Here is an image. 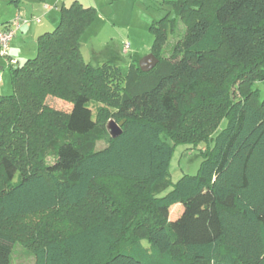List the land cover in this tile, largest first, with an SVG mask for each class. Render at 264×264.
I'll return each mask as SVG.
<instances>
[{"label": "trees", "instance_id": "trees-1", "mask_svg": "<svg viewBox=\"0 0 264 264\" xmlns=\"http://www.w3.org/2000/svg\"><path fill=\"white\" fill-rule=\"evenodd\" d=\"M165 1L174 12L151 26L159 62L149 72L139 62L85 61L80 39L95 8L77 0L38 36L34 57L7 63L0 264H11L20 241L35 264H264V96L256 87L264 80V0ZM179 20L188 28L166 60L160 48ZM228 81L239 82L242 98L231 99ZM49 96L72 108L51 107ZM107 118L123 122L122 134L113 138L107 127L108 141L97 147L94 134ZM200 140L209 145L198 173L161 195L175 145ZM100 182L140 189L118 199ZM177 203L183 211L173 222L167 208ZM54 210L78 228L46 225L21 235L11 228Z\"/></svg>", "mask_w": 264, "mask_h": 264}, {"label": "rangeland", "instance_id": "rangeland-1", "mask_svg": "<svg viewBox=\"0 0 264 264\" xmlns=\"http://www.w3.org/2000/svg\"><path fill=\"white\" fill-rule=\"evenodd\" d=\"M73 1L75 0H47L45 5L51 6V9L49 10L44 9L45 5L43 7L42 4H38V6L40 5V9H38L40 14L33 16L40 17V22L33 20L24 25L35 23L37 26L42 27L43 31H52L58 24L61 7L65 5L69 6ZM77 1L81 2L85 7L95 8L91 21L80 39L83 58L93 66H97L108 60L123 67L129 66L131 63L135 66L141 58L151 53L152 47L154 46L155 34L151 29L152 24L174 12L173 4L166 2L165 0ZM36 2L35 0H28L26 1V6L32 9ZM11 4L14 5L13 2H9L8 4V2L2 3L0 1V25H2L1 19L6 20L11 17V9L13 8ZM41 9H43V11H41ZM33 16L26 17L32 18ZM187 28L188 26L186 22L179 20L175 30L168 34L167 39L160 48L159 54L162 58L166 60L171 58L174 46L182 41ZM124 43L130 44V50L128 52L124 51ZM17 49H20L19 51L22 53L19 61L20 64H23L28 58L36 55L37 43L35 40H30L27 42L26 47L17 46ZM1 59L5 60L4 58ZM211 84L212 81L205 78L203 82L204 90H209L208 88ZM228 85L230 86L229 93L232 100L242 98V91L239 82L228 81ZM256 87L261 90V94L264 96V80L256 82ZM0 93H12L11 76L9 75V71H6L3 83H0ZM47 104L61 111H70L72 108L71 103L52 96L48 97ZM90 105L93 110V116L96 118V111L99 103L92 102ZM191 116L192 115H190L189 118L190 120ZM111 120L117 122L114 118H107L99 123L98 129L94 134L95 146L103 147L106 145L108 141L106 128ZM190 125H193L192 121H190ZM226 125L227 119L223 118L219 127L213 131L212 137L214 138L223 128L226 127ZM209 143L212 144V139ZM209 143L208 141L200 140L198 142H182L175 145L169 166L170 184L163 192H161V195L169 192L172 189L173 184L184 174L195 175L198 173L200 165L204 159V153L208 151L207 146ZM47 159L49 161L52 160V155ZM98 186H100L101 190H105L107 193L116 196L118 199L126 196L128 192L134 193L140 189V186L122 184L120 182H100L98 183ZM167 209L169 220L174 222L182 214L183 205L177 203ZM71 216L72 218L74 217L73 214H71ZM70 220V214H66L64 211L54 210L25 217L20 221L15 222L11 228L17 234L21 235L22 232L25 234L36 228L52 225L59 233H65L78 228V222L76 220L75 222ZM11 264H35L34 255L21 241L18 242L14 248Z\"/></svg>", "mask_w": 264, "mask_h": 264}, {"label": "crops", "instance_id": "crops-1", "mask_svg": "<svg viewBox=\"0 0 264 264\" xmlns=\"http://www.w3.org/2000/svg\"><path fill=\"white\" fill-rule=\"evenodd\" d=\"M2 3H7L9 4V2H13L14 5L13 8L11 9L12 11V15L11 17H9L8 19H1L2 21V25H0V28H2L5 24H7L8 22H10L14 17H16L18 14L24 15V16H28L31 17L33 15H37L40 14V12H38L40 9V5L42 4V6L44 7V5L46 4L47 0H35V6L30 9L28 6H26V1L28 0H0ZM38 4H40L38 6ZM10 5V6H11ZM42 7V8H43ZM45 9V7H44ZM49 10V9H48ZM41 11H43V9H41ZM45 13V12H44ZM44 32L42 27L37 26V24H29V25H24L21 30L17 33L16 37L14 38V40L12 41L11 47H10V54L15 57V58H20L22 53L19 51L20 49H17V46H23L26 47L27 42L30 40H35L37 43V38L38 36ZM6 71H9V75H10V67L7 64L6 60H3L0 58V77H1V82L3 83L4 81V75L6 73ZM4 88V87H3ZM6 88V86H5ZM1 94V93H0Z\"/></svg>", "mask_w": 264, "mask_h": 264}, {"label": "built area", "instance_id": "built-area-1", "mask_svg": "<svg viewBox=\"0 0 264 264\" xmlns=\"http://www.w3.org/2000/svg\"><path fill=\"white\" fill-rule=\"evenodd\" d=\"M45 9H51V6L45 5ZM40 22V17L33 16L32 18H28L24 15L18 14L13 20L5 24L2 28H0V58H4L8 64H17L18 59L13 57L10 54V47L12 41L16 37L17 33L21 29L24 24L29 23L30 21ZM124 51L128 52L130 50V44L124 43ZM1 82V77H0Z\"/></svg>", "mask_w": 264, "mask_h": 264}, {"label": "water", "instance_id": "water-1", "mask_svg": "<svg viewBox=\"0 0 264 264\" xmlns=\"http://www.w3.org/2000/svg\"><path fill=\"white\" fill-rule=\"evenodd\" d=\"M158 62L159 59L153 53H150L139 60V68L144 72H149ZM122 125L123 122L117 123L114 120L109 121L107 127L113 138H117L122 134Z\"/></svg>", "mask_w": 264, "mask_h": 264}]
</instances>
